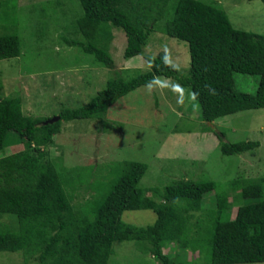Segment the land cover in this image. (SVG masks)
I'll return each mask as SVG.
<instances>
[{
  "label": "trees",
  "instance_id": "1",
  "mask_svg": "<svg viewBox=\"0 0 264 264\" xmlns=\"http://www.w3.org/2000/svg\"><path fill=\"white\" fill-rule=\"evenodd\" d=\"M251 1V0H247ZM82 14L74 28L82 40H66L105 69L114 67L107 52L111 28L123 32L126 59L141 55L148 69L124 79L113 76L88 102L76 108H63L53 117L24 116L17 96L0 98V154L5 136L12 131L21 148L0 156V216L13 218L14 226L0 222V252L23 256V264H108L116 242L146 243L157 264H175L162 252L165 244H188L190 212L201 209L202 196L215 189L210 181L177 180L161 190L152 189L157 200L145 196L138 183L146 165L130 161L122 165L105 191L84 206L87 212L76 218L70 205L66 180L49 159L47 146L59 132L62 121L105 118L108 108L119 98L140 86L154 83L156 77L172 79L189 89L199 106L204 128L218 139L224 156L238 155L258 146L257 142H227L206 123L245 110L264 108V35L234 29L218 6L200 0H173L160 28L167 37L185 43L189 63L181 75L167 54H142L150 33L167 13L169 0H77ZM264 4V0H261ZM0 0V12L7 22L8 7ZM10 19V20H9ZM20 53L15 32L0 35V60ZM234 74L256 76L253 94L236 88ZM1 89V88H0ZM82 179V178H81ZM264 180L229 182L241 200H248L229 216L225 193H214L205 228L195 231L192 245L207 256V264L264 263ZM150 210L151 225L135 227L121 221L124 211ZM197 226V224H196Z\"/></svg>",
  "mask_w": 264,
  "mask_h": 264
},
{
  "label": "rangeland",
  "instance_id": "2",
  "mask_svg": "<svg viewBox=\"0 0 264 264\" xmlns=\"http://www.w3.org/2000/svg\"><path fill=\"white\" fill-rule=\"evenodd\" d=\"M3 1L13 4L7 10L13 13L9 18H14V23L7 22L0 12V35L15 32L20 53L16 58L0 60V98L17 96L24 116L51 117L60 109L79 107L102 90L110 77L128 79L148 69L141 55L128 59L122 56L125 38L116 28H111L107 44L114 64L111 70L81 49L66 44L63 39L82 40L73 27L82 14L77 0ZM172 1L167 3L164 18L150 33L142 54L165 53L180 74L185 75L189 63L185 43L160 32ZM200 1L220 7L234 29L264 35L261 0ZM234 80L239 91L253 94L258 78L234 74ZM211 124L223 133L224 141L257 142L258 146L238 155H222L217 137L200 120L199 106L189 89L172 79L156 77L154 83L119 98L108 108L102 122L62 121L59 132L47 146L48 155L55 168L69 180L67 195L76 218L88 211L84 202L100 196L122 165L130 161L146 165L138 187L154 200L157 197L152 189L161 190L177 180L213 182L215 189L202 196L201 209L190 212L188 244L168 243L162 248L175 264H207L206 254L199 253L200 247L192 245L191 240L197 228L200 225L205 228L209 220L214 193L226 194L232 219L237 207L248 200L239 199V192L232 190L229 182L264 180V108L237 112ZM5 137L2 154L21 148L12 131ZM154 219L150 210L121 214V221L135 227L151 225ZM13 221L10 216H0V222L11 227ZM148 247L146 243L116 242L108 264H157ZM0 264H23V256L20 252H0Z\"/></svg>",
  "mask_w": 264,
  "mask_h": 264
},
{
  "label": "water",
  "instance_id": "3",
  "mask_svg": "<svg viewBox=\"0 0 264 264\" xmlns=\"http://www.w3.org/2000/svg\"><path fill=\"white\" fill-rule=\"evenodd\" d=\"M57 120H58V117H57V116H53V117L49 118L48 120L44 121L42 124H43V125H46V124H52L53 122H56ZM206 125H207L211 130H213L215 133H218V132L214 129V127H213V125H212L211 123H206Z\"/></svg>",
  "mask_w": 264,
  "mask_h": 264
}]
</instances>
